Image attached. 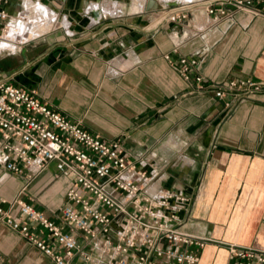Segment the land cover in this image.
<instances>
[{
    "label": "crops",
    "instance_id": "0c3cea01",
    "mask_svg": "<svg viewBox=\"0 0 264 264\" xmlns=\"http://www.w3.org/2000/svg\"><path fill=\"white\" fill-rule=\"evenodd\" d=\"M30 5L41 14L49 7L66 23L16 42V50L3 48L0 77L35 88L62 114L118 139L152 176L151 189L183 190L191 200L180 210L182 227L207 240L196 264H227L233 245L264 251V86L231 112L215 97L219 84L233 78L264 83V13L189 27L191 35L173 55L196 60L186 79L165 56L176 25H153L155 7L132 11L126 0H8L0 43L6 22L24 23ZM50 166L29 178L26 169L14 173L0 162L4 210L21 216L12 203L20 197L59 222L71 178ZM0 264L56 262L1 217Z\"/></svg>",
    "mask_w": 264,
    "mask_h": 264
},
{
    "label": "built area",
    "instance_id": "2783aa9c",
    "mask_svg": "<svg viewBox=\"0 0 264 264\" xmlns=\"http://www.w3.org/2000/svg\"><path fill=\"white\" fill-rule=\"evenodd\" d=\"M0 0V21L9 14ZM154 3L151 23L175 24L174 47L165 54L178 65L186 79L196 60L180 56L174 60L181 40L195 29L230 21L239 12L264 13V0H149ZM198 6V13L192 11ZM4 27H7V23ZM153 26V25H152ZM180 29H184L182 33ZM201 31V30H198ZM197 82L202 75H195ZM264 86L253 78L221 82L215 97L233 111L252 100ZM0 162L14 172L27 170L34 178L54 163L69 176L65 204L57 217L35 208L20 197L21 216L5 211L0 218L24 233L56 264H196L197 250L207 240L186 232L180 210H188L191 198L183 191L165 187L151 189L152 176L132 161L118 139H105L80 120L62 114L37 95L35 88L0 77ZM227 264H264V251L231 246Z\"/></svg>",
    "mask_w": 264,
    "mask_h": 264
},
{
    "label": "bare ground",
    "instance_id": "6f19581e",
    "mask_svg": "<svg viewBox=\"0 0 264 264\" xmlns=\"http://www.w3.org/2000/svg\"><path fill=\"white\" fill-rule=\"evenodd\" d=\"M144 1L145 0H134L133 5L131 6L130 10H132V11L142 10L144 7ZM103 3H105V2H103ZM118 5L119 4H117V6ZM122 5L118 6L119 11H120V8L123 9ZM30 6L31 7L29 9H30L31 14H29V17H30L31 23H29L30 21L29 22L24 21V23H22L21 25L18 24L19 26H15V27H8L7 26V27H5L3 30V32H4V35L2 36L3 39L0 43V51H3V48H11V49L16 50V47H17L16 42H18V41L21 42V41H24L27 39H31L32 37L46 33L47 30L53 28L54 26L66 23V21H64L65 19L64 20L59 19L57 16L55 17L54 14H51L49 7L45 8V12L43 14H39V13L35 12L34 6H32V5H30ZM124 6H125V4H124ZM111 8L112 7L106 8V9H109L110 14H112L111 12H113V9H111ZM28 10H27V14H28ZM114 10H117V7L114 8ZM106 12H107V10H106ZM175 39H176V36H174V40Z\"/></svg>",
    "mask_w": 264,
    "mask_h": 264
},
{
    "label": "rangeland",
    "instance_id": "374dc122",
    "mask_svg": "<svg viewBox=\"0 0 264 264\" xmlns=\"http://www.w3.org/2000/svg\"><path fill=\"white\" fill-rule=\"evenodd\" d=\"M126 1L129 3V7H131V6L133 5V2H134L133 0H126ZM149 6H150V7H155L156 5H152V3H150ZM129 7H128V8H129ZM146 8H147V7H146ZM35 12H37V11L35 10ZM37 13L41 14V12H37ZM24 15H25V17H27V18L24 19L23 21H28V20H30V19H29V14L26 13V14H24ZM153 23L155 24L154 21L152 22V24H153ZM154 24H153V25H154ZM58 26H60V25L54 26L53 28L58 27ZM10 27H15V26H10ZM3 28H5V27H3ZM53 28H52V29H53ZM31 39H32V38H31ZM31 39H27V40H31ZM24 41H25V40H24ZM50 169L55 170L54 164H52V165L50 166Z\"/></svg>",
    "mask_w": 264,
    "mask_h": 264
}]
</instances>
